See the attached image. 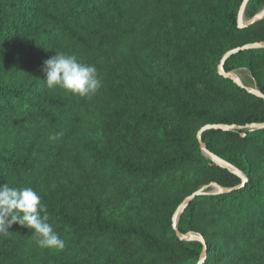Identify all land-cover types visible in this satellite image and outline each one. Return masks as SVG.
Instances as JSON below:
<instances>
[{"label":"trees","instance_id":"16d2710c","mask_svg":"<svg viewBox=\"0 0 264 264\" xmlns=\"http://www.w3.org/2000/svg\"><path fill=\"white\" fill-rule=\"evenodd\" d=\"M243 2L0 0V184L36 190L65 241L41 248L13 224L0 232V264H264V129L202 135L244 180L197 139L206 125L264 124V100L218 71L228 51L264 42V19L239 27ZM263 9L249 0L245 20ZM56 52L94 65L99 90L49 89L42 67ZM239 70L264 95V49L224 63L225 73ZM157 181L173 191L150 199ZM212 184L230 191L209 187L178 220L181 234L204 239L203 258L173 218ZM137 195L149 225L107 217Z\"/></svg>","mask_w":264,"mask_h":264},{"label":"clouds","instance_id":"9594fccd","mask_svg":"<svg viewBox=\"0 0 264 264\" xmlns=\"http://www.w3.org/2000/svg\"><path fill=\"white\" fill-rule=\"evenodd\" d=\"M42 72L43 83L49 89L60 88L83 98L91 97L102 86L96 67L79 62L75 55L56 52L44 61ZM13 224L31 230L35 243L41 248L65 247V241L49 222L40 194L31 187L3 183L0 184V232H7Z\"/></svg>","mask_w":264,"mask_h":264},{"label":"water","instance_id":"95a60500","mask_svg":"<svg viewBox=\"0 0 264 264\" xmlns=\"http://www.w3.org/2000/svg\"><path fill=\"white\" fill-rule=\"evenodd\" d=\"M249 0H244L241 9H240V14H239V27L241 29L246 28L252 24H255L259 21H261L262 19H264V9L261 10L256 16H254L252 19H250L249 21L245 20V9L246 6L248 4ZM257 49H264V42H260V43H254V44H250V45H246L243 47H238L235 49H232L230 51H228L224 57L221 60V64L218 68V71L221 75H223L225 78L230 79L232 81H234L236 84H238L239 86L245 88L249 93L254 94L258 97H260L261 99L264 100V95L258 90V89H253V88H249V87H244V85L241 84V82L239 81L237 75L235 72H230V73H225L224 72V63L226 62V60L234 55L239 54L240 52H244V51H249V50H257ZM246 129L248 131H254V130H263L264 129V124H253V125H248L245 128L241 127V126H224V125H206L204 127H202V129L198 132L197 134V139L199 141L201 150L203 151V153L210 159L212 160L215 164H217L218 166L225 168L227 170H229L230 172L240 176L243 180H244V176L234 167H232L231 165H229L228 163H226L224 160L220 159L219 157H217L216 155H214L213 153H211L206 144L203 142L202 139V135L204 132L206 131H210V130H216V131H232V130H243ZM212 187L216 190L215 194H219V193H226L229 192L230 190L228 189H224L221 188L215 184H212L211 186H205L202 189H200L199 191L195 192L193 195H191L190 197L186 198L183 202V204L178 208L176 214L174 215L173 218V229L175 230V233L177 235V237L180 240H184V241H193V240H197L200 241L203 246H204V251H203V258L205 257V241L203 238L198 237L194 234H186L183 235L179 232L178 230V220L183 212V210L191 203V201L197 197V196H201L203 194H205V191L209 188Z\"/></svg>","mask_w":264,"mask_h":264},{"label":"rangeland","instance_id":"374dc122","mask_svg":"<svg viewBox=\"0 0 264 264\" xmlns=\"http://www.w3.org/2000/svg\"><path fill=\"white\" fill-rule=\"evenodd\" d=\"M167 73L168 72L164 74L167 75ZM235 73L242 85L249 87V88L257 89L255 84L252 82L250 74L246 70H239ZM149 74L152 76H155L158 82L159 81L165 82L164 75L159 72V68L151 69L149 71ZM175 189L177 190L179 188H175ZM150 190L151 192L149 193V196H148V198L150 199L168 195L171 193V191H173V189L170 190L166 186V182H158V181L153 183ZM211 193H216V190L212 188ZM140 198L141 197L137 195L135 198H133L134 200L133 202L129 203L126 207L121 208V209H117L114 205L108 206L106 208L107 217H110L111 219H119L127 223L135 219H138V221H141L143 224L149 225V222L144 220L146 213H145V210L143 209L144 206H142L143 203L140 202L141 200H139Z\"/></svg>","mask_w":264,"mask_h":264}]
</instances>
